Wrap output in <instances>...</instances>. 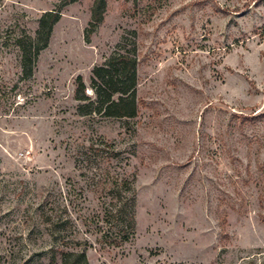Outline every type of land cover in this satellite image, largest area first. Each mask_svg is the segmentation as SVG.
<instances>
[{"label":"rangeland","instance_id":"374dc122","mask_svg":"<svg viewBox=\"0 0 264 264\" xmlns=\"http://www.w3.org/2000/svg\"><path fill=\"white\" fill-rule=\"evenodd\" d=\"M63 1L0 0V264H62L54 212L75 220L67 241L89 264H264V1L111 0L90 40L94 0ZM55 11L24 80L18 40ZM131 31L138 117L80 116L78 78L89 85ZM91 146L122 153L105 166L135 179L120 246L98 219L96 166L77 167Z\"/></svg>","mask_w":264,"mask_h":264},{"label":"trees","instance_id":"16d2710c","mask_svg":"<svg viewBox=\"0 0 264 264\" xmlns=\"http://www.w3.org/2000/svg\"><path fill=\"white\" fill-rule=\"evenodd\" d=\"M79 1L64 0L62 5L66 6ZM109 1L111 0H94L87 40L91 39L97 27L104 21ZM60 18L58 11L44 13L39 20L35 37L26 36L18 40L24 80L33 77L40 54L48 47L53 29ZM137 39L136 31L128 32L111 57L103 65L94 68L89 85H86L81 77L78 78L75 100L79 103L77 111L80 116L96 115L112 119L138 117L140 54ZM82 156L85 158L76 160L79 170H86L88 164L89 167L96 166L97 172L93 174L91 182L96 185V191L93 192L102 201L103 215L98 216V219L108 221L111 226L105 238L115 246L129 242L134 237L136 225L135 179L131 180L120 172H111L105 166L106 162L119 161L122 153L107 147L91 146ZM85 175L83 173V176ZM80 194L83 195L84 190ZM44 217L45 222L50 224L54 240L59 244L58 252L61 255L62 264H89L86 251L73 249L70 247L72 240L67 241L69 229L73 228L75 220L66 213L56 212L52 215L44 214ZM74 246H78L77 242H74Z\"/></svg>","mask_w":264,"mask_h":264},{"label":"water","instance_id":"95a60500","mask_svg":"<svg viewBox=\"0 0 264 264\" xmlns=\"http://www.w3.org/2000/svg\"><path fill=\"white\" fill-rule=\"evenodd\" d=\"M90 94V93H89Z\"/></svg>","mask_w":264,"mask_h":264}]
</instances>
